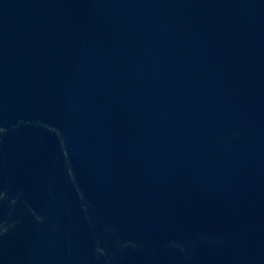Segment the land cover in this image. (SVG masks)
<instances>
[{"label":"water","instance_id":"1","mask_svg":"<svg viewBox=\"0 0 264 264\" xmlns=\"http://www.w3.org/2000/svg\"><path fill=\"white\" fill-rule=\"evenodd\" d=\"M0 264H264V0H0Z\"/></svg>","mask_w":264,"mask_h":264}]
</instances>
